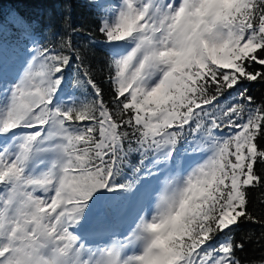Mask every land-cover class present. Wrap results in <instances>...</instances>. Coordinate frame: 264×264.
<instances>
[{
	"label": "snow or ice",
	"instance_id": "1",
	"mask_svg": "<svg viewBox=\"0 0 264 264\" xmlns=\"http://www.w3.org/2000/svg\"><path fill=\"white\" fill-rule=\"evenodd\" d=\"M88 3L99 41L14 20L0 44V264H243L264 0Z\"/></svg>",
	"mask_w": 264,
	"mask_h": 264
},
{
	"label": "trees",
	"instance_id": "2",
	"mask_svg": "<svg viewBox=\"0 0 264 264\" xmlns=\"http://www.w3.org/2000/svg\"><path fill=\"white\" fill-rule=\"evenodd\" d=\"M14 20H23L34 26H39L48 35V28L55 33L49 36L58 42L66 32V21L83 31L73 35V43L78 47L87 42V33L91 32L99 41L96 32V10L91 7L88 0H0V44L12 46L17 42L18 29ZM47 43L48 40H44ZM106 60L105 48L97 43L88 49V61L94 67L103 66ZM75 69L73 68V72ZM249 90L255 100H264V84L251 82ZM137 157H133L135 161ZM250 211L254 217L264 220V187L252 192ZM251 233V239L245 234ZM244 237V249L237 255L243 264H264V225L256 222H244L235 230V238L240 241Z\"/></svg>",
	"mask_w": 264,
	"mask_h": 264
}]
</instances>
